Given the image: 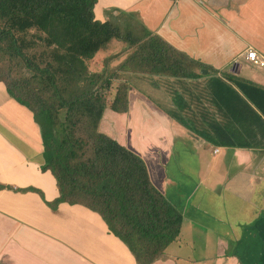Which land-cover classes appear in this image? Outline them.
<instances>
[{
  "label": "crops",
  "instance_id": "obj_1",
  "mask_svg": "<svg viewBox=\"0 0 264 264\" xmlns=\"http://www.w3.org/2000/svg\"><path fill=\"white\" fill-rule=\"evenodd\" d=\"M93 14L148 30L203 65L194 77L119 70L117 80L133 85L127 110L106 109L119 115L110 118L121 124L115 136L182 212L177 239L151 264H264V125L235 84L264 87V66L244 57L248 48L264 55V0H97ZM117 45L97 52L88 70L107 74L119 65L130 49ZM96 62L105 68L92 69ZM235 111L245 118L231 120ZM33 119L0 81V264H137L97 212L46 204L58 189L40 168Z\"/></svg>",
  "mask_w": 264,
  "mask_h": 264
},
{
  "label": "trees",
  "instance_id": "obj_2",
  "mask_svg": "<svg viewBox=\"0 0 264 264\" xmlns=\"http://www.w3.org/2000/svg\"><path fill=\"white\" fill-rule=\"evenodd\" d=\"M96 1L0 0V81L39 125L40 168L51 172L58 189L46 204L52 209L61 202L81 204L97 212L137 264H151L177 239L182 212L153 185L139 155L98 129L104 93L120 78L119 70L194 77L203 65L148 30L134 33L95 19ZM112 39L130 51L109 73L90 72L88 61ZM117 83L112 108L123 112L128 85ZM235 84L264 125V87L246 80ZM230 117L242 121L245 113Z\"/></svg>",
  "mask_w": 264,
  "mask_h": 264
},
{
  "label": "rangeland",
  "instance_id": "obj_3",
  "mask_svg": "<svg viewBox=\"0 0 264 264\" xmlns=\"http://www.w3.org/2000/svg\"><path fill=\"white\" fill-rule=\"evenodd\" d=\"M119 43H121V45L122 44H126V43H123V42H121V41H118V40H116V39H112L111 41H109L102 49H100L98 52H105V51H107V52H111V53H114V52H117L118 50H119V47H118V45L117 44H119ZM120 52V51H119ZM105 54H107V53H105ZM115 55H116V53H115ZM106 56V55H105ZM112 57V56H111ZM106 62V61H105ZM113 62V63H112ZM116 64V61H114V60H111V62H110V64ZM96 65V66H95ZM103 65H105V63H103ZM116 65H118V64H116ZM115 65V66H116ZM93 67V68H92ZM99 67H101V68H103L104 66H101L98 62H96V64H94V65H92L91 66V68L92 69H97V68H99ZM105 68V67H104ZM201 71V70H200ZM105 72V71H104ZM117 81L118 80H114L113 82H112V84H111V86H110V89L107 91V92H105L104 90L103 91H101L102 92V94L104 93V95H105V98H106V106H105V108H104V110H103V112H104V114L102 115L103 116V118L101 117V119H99L98 121H99V123H98V129L101 131V132H103V133H105V134H107V135H109L110 137H112V138H114L115 140H117L120 144H121V141L115 136V134H116V132H115V127L117 126V129L120 131V129H121V124H118V123H116V121H114V120H112L113 121V123H112V121H110V118H112V116H119L116 112H113V111H111L110 109H108V110H106L107 108H111V109H113L112 108V100L115 98V93H116V88H117V86H118V83H117ZM128 81V82H127ZM127 81H125L126 83H127V85H128V89H127V92H128V90H129V88H130V86L132 87L133 85H132V82H130V80H127ZM109 106V107H108ZM114 110V109H113ZM116 111V110H115ZM117 112H119V111H117ZM112 123V125L113 126H111V123ZM111 130V131H110ZM114 130V131H113ZM119 138H120V136H119ZM122 145V144H121Z\"/></svg>",
  "mask_w": 264,
  "mask_h": 264
},
{
  "label": "built area",
  "instance_id": "obj_4",
  "mask_svg": "<svg viewBox=\"0 0 264 264\" xmlns=\"http://www.w3.org/2000/svg\"><path fill=\"white\" fill-rule=\"evenodd\" d=\"M244 57L254 66H264V55L259 54L256 50L252 48L246 49Z\"/></svg>",
  "mask_w": 264,
  "mask_h": 264
},
{
  "label": "water",
  "instance_id": "obj_5",
  "mask_svg": "<svg viewBox=\"0 0 264 264\" xmlns=\"http://www.w3.org/2000/svg\"><path fill=\"white\" fill-rule=\"evenodd\" d=\"M206 70L205 69H201V72H205Z\"/></svg>",
  "mask_w": 264,
  "mask_h": 264
}]
</instances>
